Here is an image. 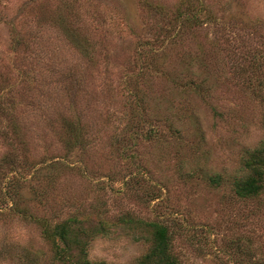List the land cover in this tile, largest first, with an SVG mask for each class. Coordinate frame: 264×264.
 I'll list each match as a JSON object with an SVG mask.
<instances>
[{
	"label": "rangeland",
	"instance_id": "rangeland-1",
	"mask_svg": "<svg viewBox=\"0 0 264 264\" xmlns=\"http://www.w3.org/2000/svg\"><path fill=\"white\" fill-rule=\"evenodd\" d=\"M156 1L171 10L178 0ZM200 1L213 20L175 32L158 29L167 17L142 0H84L95 44L83 58L55 27L33 26L36 1L1 0L2 77L18 89L27 172L55 177L28 184L39 195L25 217L0 214V264L50 263L33 216H73L84 229L104 220L105 234L84 237L89 264H137L150 237L138 220L173 228L180 264L264 263L263 198L239 199L227 182L242 148L264 137V100L250 92L263 69L253 58L263 55L264 0ZM17 14L27 43L35 30L37 58L10 47ZM63 117L85 122L83 146L65 149ZM5 146L0 138V154ZM211 173L223 182L210 184Z\"/></svg>",
	"mask_w": 264,
	"mask_h": 264
},
{
	"label": "trees",
	"instance_id": "trees-1",
	"mask_svg": "<svg viewBox=\"0 0 264 264\" xmlns=\"http://www.w3.org/2000/svg\"><path fill=\"white\" fill-rule=\"evenodd\" d=\"M34 1L37 2L38 9L43 10V12L38 13L37 9L33 12L34 15H30L35 19V22L32 23L33 26L49 24L55 27L75 51L83 58H88L90 51H93L95 42L92 41V34L84 23V13L87 11L84 0ZM142 3L147 9L167 17V27L162 26L158 29L173 28L177 32L213 20L212 13L200 0H178L171 10H166L165 3L156 0H142ZM0 7H6L1 0ZM17 19L18 14L13 16L10 22L9 31L12 32L10 47L14 52L21 51L25 58L26 52L33 48L35 30L29 32L31 36L27 43V38L23 37L22 30L15 24ZM261 49L262 51L259 50V52L263 55L261 57L259 55L260 59L253 58V60L258 62L254 63L255 67L256 65L263 67L262 71L259 72L262 74L253 75L250 92L256 98L264 100V44ZM30 53L34 57H38L37 52L30 51ZM160 55L162 57L161 63L165 62V52ZM4 67L5 62L0 59V138L6 145L5 150L0 154V177L5 180L3 186L0 187V214L17 213L25 217V202L35 201L39 195L36 189L28 184L32 183L38 174L45 175L51 182L54 181L55 176L51 177V173L39 171L33 165H31L30 173L27 172L30 167L23 154L25 144L22 133L24 134V131L16 114V104L19 102L18 89L13 83L8 82L7 78L2 77L3 74H6L3 70ZM166 75L171 76L169 71L166 72ZM173 77L176 78L173 75L172 79ZM174 84L177 82L174 81ZM187 86L195 89L201 87L199 83L193 80L187 81ZM59 127V137L63 141L65 149L71 151L73 147L83 146L85 136L82 133L83 129L84 135L86 133L85 122L83 128L79 119L72 120L63 117ZM53 166L51 164L49 167ZM207 180L215 186L223 182L219 173L209 174ZM227 182L235 197L256 201L263 198L261 202L264 203V137L256 145L242 148L239 165ZM80 221L83 219L77 220L73 216L53 221L33 216V222L40 227L42 238L49 244L52 253L49 264H54V262H58V264H89L85 258L87 242L84 241V237L90 239L95 235L105 234L107 226L104 220H99L97 225L84 229L80 225ZM126 222L132 221L128 219ZM137 223L143 229L148 230L150 235L147 251L138 259L137 264H180L170 247L173 228L158 221L138 220ZM31 262L30 264H33V261Z\"/></svg>",
	"mask_w": 264,
	"mask_h": 264
}]
</instances>
